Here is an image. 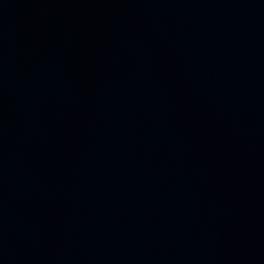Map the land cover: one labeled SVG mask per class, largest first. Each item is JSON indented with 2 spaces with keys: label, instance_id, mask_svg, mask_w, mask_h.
Masks as SVG:
<instances>
[{
  "label": "water",
  "instance_id": "water-1",
  "mask_svg": "<svg viewBox=\"0 0 264 264\" xmlns=\"http://www.w3.org/2000/svg\"><path fill=\"white\" fill-rule=\"evenodd\" d=\"M0 264H264V0H0Z\"/></svg>",
  "mask_w": 264,
  "mask_h": 264
}]
</instances>
